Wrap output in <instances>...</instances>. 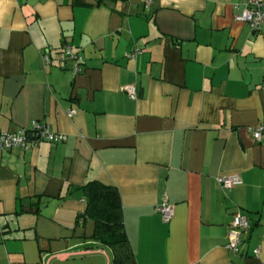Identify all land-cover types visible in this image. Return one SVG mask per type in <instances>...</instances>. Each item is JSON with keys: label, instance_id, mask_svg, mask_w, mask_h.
<instances>
[{"label": "crops", "instance_id": "obj_1", "mask_svg": "<svg viewBox=\"0 0 264 264\" xmlns=\"http://www.w3.org/2000/svg\"><path fill=\"white\" fill-rule=\"evenodd\" d=\"M245 1L0 0V131L64 135L0 149V264H113L80 219L90 180L118 190L134 264H264V22L235 19Z\"/></svg>", "mask_w": 264, "mask_h": 264}, {"label": "built area", "instance_id": "obj_2", "mask_svg": "<svg viewBox=\"0 0 264 264\" xmlns=\"http://www.w3.org/2000/svg\"><path fill=\"white\" fill-rule=\"evenodd\" d=\"M146 5L151 3V0H143ZM236 20L248 23L252 30L257 31L262 22H264V1L262 0H246L241 11L235 15ZM62 52L64 60L71 61V70L73 74H77L82 70L83 56L81 52L73 47L70 43L62 44ZM139 49H136L129 56H134ZM42 60L49 62L47 53L42 54ZM264 88V78L262 82ZM125 90L131 97H135L133 86H126ZM74 113L73 109L67 111L68 115ZM256 139H260L263 131V126L249 128ZM64 138V135L56 133L43 121L36 120L28 127H20L16 130L0 131V149H12L14 147L29 148L37 145L40 141H59ZM217 181L224 188H231L241 183V178L238 175H219ZM156 210L161 214L164 221H170L174 215V205L164 199ZM250 228V221L239 212L232 214V219L227 233V247L236 250L241 243V236Z\"/></svg>", "mask_w": 264, "mask_h": 264}, {"label": "trees", "instance_id": "obj_3", "mask_svg": "<svg viewBox=\"0 0 264 264\" xmlns=\"http://www.w3.org/2000/svg\"><path fill=\"white\" fill-rule=\"evenodd\" d=\"M86 208L80 219L94 222V237L108 245L113 264H134V254L124 227L120 194L115 186L99 180L82 185Z\"/></svg>", "mask_w": 264, "mask_h": 264}]
</instances>
